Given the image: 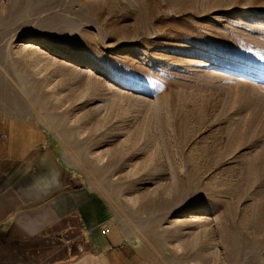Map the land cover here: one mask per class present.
Here are the masks:
<instances>
[{
  "label": "rangeland",
  "instance_id": "obj_1",
  "mask_svg": "<svg viewBox=\"0 0 264 264\" xmlns=\"http://www.w3.org/2000/svg\"><path fill=\"white\" fill-rule=\"evenodd\" d=\"M0 108L61 164L0 189V264L73 258L91 217L51 204L91 196L149 264H264V0H0Z\"/></svg>",
  "mask_w": 264,
  "mask_h": 264
},
{
  "label": "crops",
  "instance_id": "obj_2",
  "mask_svg": "<svg viewBox=\"0 0 264 264\" xmlns=\"http://www.w3.org/2000/svg\"><path fill=\"white\" fill-rule=\"evenodd\" d=\"M47 145L42 130L26 117L0 108V189L15 186L36 196L59 194L61 164ZM51 205L58 215L82 210L91 217L86 247L73 258L58 264H149L144 251L135 248L118 228H110L104 219L98 218L96 208L99 206L92 196L80 202L72 197L64 198ZM50 216L44 222H48ZM39 220L33 217L30 221L24 215L19 219L27 231L35 229L36 223L41 224ZM105 227L110 229L108 234L102 232Z\"/></svg>",
  "mask_w": 264,
  "mask_h": 264
},
{
  "label": "bare ground",
  "instance_id": "obj_3",
  "mask_svg": "<svg viewBox=\"0 0 264 264\" xmlns=\"http://www.w3.org/2000/svg\"><path fill=\"white\" fill-rule=\"evenodd\" d=\"M23 44H21V47L23 46V47H28V46H30L31 47V44H28V43H31V42H29V41H25V42H22ZM20 46V45H19ZM35 47V46H34ZM73 61H75V62H81L82 60H81V58H79V57H74L73 58ZM33 217H35V218H38V219H40L39 221H42L41 220V218L39 217V215H37L36 213H33V212H31L30 214H29V216H26V215H24V218L25 219H28V220H32L33 219ZM49 217V216H48ZM43 221H47V219H44Z\"/></svg>",
  "mask_w": 264,
  "mask_h": 264
},
{
  "label": "built area",
  "instance_id": "obj_4",
  "mask_svg": "<svg viewBox=\"0 0 264 264\" xmlns=\"http://www.w3.org/2000/svg\"><path fill=\"white\" fill-rule=\"evenodd\" d=\"M103 234H108L110 232V229L108 227H105L102 229Z\"/></svg>",
  "mask_w": 264,
  "mask_h": 264
}]
</instances>
